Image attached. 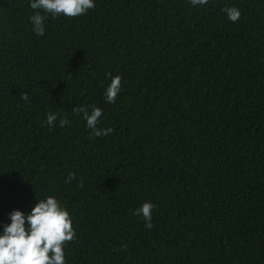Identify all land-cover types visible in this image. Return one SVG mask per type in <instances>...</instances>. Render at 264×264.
<instances>
[{
    "label": "trees",
    "instance_id": "1",
    "mask_svg": "<svg viewBox=\"0 0 264 264\" xmlns=\"http://www.w3.org/2000/svg\"><path fill=\"white\" fill-rule=\"evenodd\" d=\"M94 4L42 13L37 36L30 0H0V234L53 196L75 229L66 264H264V0ZM79 105L113 131L90 138Z\"/></svg>",
    "mask_w": 264,
    "mask_h": 264
},
{
    "label": "clouds",
    "instance_id": "2",
    "mask_svg": "<svg viewBox=\"0 0 264 264\" xmlns=\"http://www.w3.org/2000/svg\"><path fill=\"white\" fill-rule=\"evenodd\" d=\"M194 7L206 5L209 0H189ZM30 8L35 10L29 17L32 30L37 36L44 34V20L50 14L52 18L60 15L75 18L85 15L95 7L94 0H30ZM229 20L236 22L240 18V10L236 7L221 9ZM110 77V83L104 91L105 100L115 103L121 91V76H113L111 72L105 74ZM22 100H28L27 93L21 95ZM90 108V110H89ZM73 112L81 115L86 127L91 130V137H100L110 134L113 129L99 128L102 109L95 106L79 105L73 107ZM57 113L49 112L46 116V125L55 127ZM70 124L66 117L59 119V126ZM75 173L69 172L65 183H71ZM82 186V184L80 185ZM155 207L150 201L142 202L134 210V214L142 216L145 227L151 229L152 210ZM10 223L3 225L0 234V264H66L64 247L67 242L76 239L75 229L69 212L53 196L36 203L27 213L12 210L9 214Z\"/></svg>",
    "mask_w": 264,
    "mask_h": 264
}]
</instances>
